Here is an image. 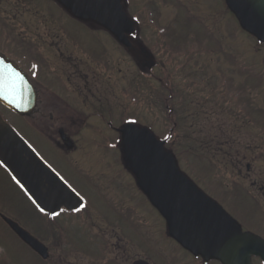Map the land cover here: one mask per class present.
Segmentation results:
<instances>
[{
	"label": "flooded vegetation",
	"instance_id": "flooded-vegetation-1",
	"mask_svg": "<svg viewBox=\"0 0 264 264\" xmlns=\"http://www.w3.org/2000/svg\"><path fill=\"white\" fill-rule=\"evenodd\" d=\"M219 1L121 0L133 23L129 46H124L95 23L74 18L55 0H0V54L15 62L35 89L29 117L36 137L32 148L82 200L76 209L48 214L33 203H28L30 212H5L8 207L0 199L6 235L40 259L2 215L46 246L48 257L42 261L48 264H220L194 256L169 236L165 219L136 184L121 139V129L131 124L155 135L166 150L173 148L168 135L182 136L183 144L189 130L185 120H201L191 126L197 127L195 134L205 135L199 126L206 121L211 132L224 137V165L250 178V144L238 143L237 136L250 123L262 130V111L242 97L231 104L229 86L223 101L216 103L208 88L210 76L205 80L203 74L206 65L197 63L199 54H226L215 24L217 17L231 12L225 0ZM227 67L240 72L248 68ZM153 88L160 92L152 95ZM157 103L163 113L161 133L151 122ZM219 106L226 108L224 113L208 112V107ZM222 114L227 123L208 125ZM205 137L195 148H208ZM0 168V195H24ZM250 182L260 195L207 196L242 231L264 239V171ZM9 256L4 254L1 264ZM251 262L262 264L257 257Z\"/></svg>",
	"mask_w": 264,
	"mask_h": 264
},
{
	"label": "water",
	"instance_id": "water-1",
	"mask_svg": "<svg viewBox=\"0 0 264 264\" xmlns=\"http://www.w3.org/2000/svg\"><path fill=\"white\" fill-rule=\"evenodd\" d=\"M56 1L74 17L93 21L124 45H129L126 35L132 32L133 24L120 0ZM227 3L241 26L264 42V0H227ZM8 65L22 79L15 80L14 93H10L8 99L0 96V102L17 115L29 116L35 105L34 90L18 67L0 56V68ZM127 129L136 128L127 126L123 130ZM139 131L141 134L134 137H126L122 131L127 156L139 188L166 219L169 235L191 253L218 260L221 264H250L251 255L259 256L264 262V241L248 232L242 233L230 216L179 172L173 157L162 149L161 142ZM0 162L42 210L54 212L60 207L72 209L79 205L73 191L1 117ZM53 190H67L73 195L68 199H54L50 195ZM3 219L23 242L42 258L47 257L43 244L15 222Z\"/></svg>",
	"mask_w": 264,
	"mask_h": 264
},
{
	"label": "rangeland",
	"instance_id": "rangeland-1",
	"mask_svg": "<svg viewBox=\"0 0 264 264\" xmlns=\"http://www.w3.org/2000/svg\"><path fill=\"white\" fill-rule=\"evenodd\" d=\"M216 4H220V1L216 0ZM215 34L216 37L221 40L222 45H224L226 54L223 51V54L217 53V51L213 55H208L207 53L204 55L199 54L197 60L199 65H206L203 74L206 75L205 80H208L210 76L209 80L211 81L208 84V88L213 91L214 100H217L216 103H220L222 99L225 98V88L224 85H222L225 84L226 86L232 87L231 104L233 97L232 93L240 89V93L237 94L244 98L249 97L252 101V107L264 110V44H257L255 39L248 32L240 28L237 19L232 14L226 15V18L223 19L216 18ZM228 53L230 54L229 56ZM227 64L246 65L248 68L246 72H240L236 67H231V69H229ZM200 73L202 74L201 71ZM244 73H246L247 76H244ZM200 79L201 78H199V80ZM258 80H260L259 84ZM255 85L258 87L256 88ZM208 88H206V90ZM241 88L243 90H241ZM152 95L154 94L152 93ZM153 102L155 101L153 100ZM153 106L155 108H152L151 122L154 123V127L157 131L161 133L162 122L160 118L163 117V113L160 112L159 103ZM233 106L236 107V102ZM225 109L226 108L221 109L220 106L216 109L214 107H208V112L224 113ZM0 114L30 145H35L36 137L30 125V120L17 116L1 106ZM216 119L219 120L210 119L208 125L210 122H217L218 124L220 121L221 123L228 122L227 117L223 116V114ZM199 121L188 119L185 120L184 125L185 128H189V130H186L187 136H184L182 145H184L185 148H187L186 145L192 146L190 149L193 152H182L183 148L179 145L182 136L174 135L173 149L177 152L181 168L201 185L203 189L207 190V192L212 195H260L256 187L251 186L250 181L254 180L255 176L259 175L261 171H264V141H261V139L264 140V136L263 138L260 136L261 126L251 125L250 123L249 127L244 128L240 136H237L238 143L244 142L250 144L247 162L252 161L250 168L251 172L250 178H246L244 176H236L234 169L226 167L222 163L221 157L215 155L212 150L209 152L206 151L208 153L203 155L195 148L196 141H200L205 136V134H195V129H197V127L194 126V129V127L191 126V124L195 125V123ZM203 125L204 126L200 124L199 128H204L207 134L212 136L218 134L214 132L209 133L211 131L207 127L206 121L203 122ZM171 126V122L167 123L168 129ZM226 135L229 134L226 133ZM230 136L235 139L234 133H230ZM175 137L177 138L176 140ZM186 138H188V140H186ZM195 151L197 153H195ZM0 170L2 171L1 168ZM242 170L244 172L245 168H242ZM0 199L4 202L5 206L8 207L5 212H7L9 208L12 210L19 208L24 212H27L25 208H27L29 212L31 210V206L28 204L25 195H0ZM6 253L10 254L6 264H45L40 262L26 248L18 244L12 236L6 235L5 229L0 223V263L4 262L2 257ZM46 264H48V261Z\"/></svg>",
	"mask_w": 264,
	"mask_h": 264
},
{
	"label": "snow or ice",
	"instance_id": "snow-or-ice-1",
	"mask_svg": "<svg viewBox=\"0 0 264 264\" xmlns=\"http://www.w3.org/2000/svg\"><path fill=\"white\" fill-rule=\"evenodd\" d=\"M7 72L8 75H4ZM16 79H22L19 76V73H16L14 69H11V66H5L4 68H0V96H3L5 99L9 98L10 93H14L16 89ZM10 102H12L10 100ZM134 123V122H133ZM125 132L126 137H134L140 135V131L137 129H127L123 130ZM50 195L54 199H68L73 195L70 191H60V190H53Z\"/></svg>",
	"mask_w": 264,
	"mask_h": 264
}]
</instances>
